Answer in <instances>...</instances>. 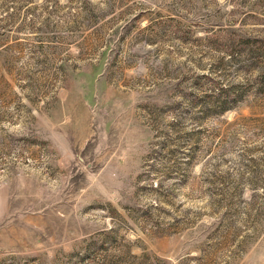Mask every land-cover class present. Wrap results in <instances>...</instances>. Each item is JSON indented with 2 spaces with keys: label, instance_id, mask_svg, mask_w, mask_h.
Returning a JSON list of instances; mask_svg holds the SVG:
<instances>
[{
  "label": "rangeland",
  "instance_id": "374dc122",
  "mask_svg": "<svg viewBox=\"0 0 264 264\" xmlns=\"http://www.w3.org/2000/svg\"><path fill=\"white\" fill-rule=\"evenodd\" d=\"M0 264H264V0H0Z\"/></svg>",
  "mask_w": 264,
  "mask_h": 264
},
{
  "label": "trees",
  "instance_id": "16d2710c",
  "mask_svg": "<svg viewBox=\"0 0 264 264\" xmlns=\"http://www.w3.org/2000/svg\"><path fill=\"white\" fill-rule=\"evenodd\" d=\"M218 108H217V110H218V112H224L225 110H227V109H230V106H226V104H220L219 106H217Z\"/></svg>",
  "mask_w": 264,
  "mask_h": 264
}]
</instances>
